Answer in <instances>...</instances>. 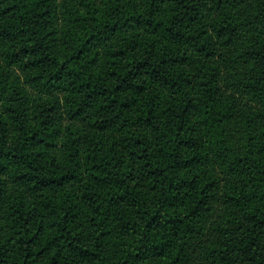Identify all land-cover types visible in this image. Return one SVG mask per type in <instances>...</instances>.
I'll use <instances>...</instances> for the list:
<instances>
[{
    "label": "trees",
    "instance_id": "obj_1",
    "mask_svg": "<svg viewBox=\"0 0 264 264\" xmlns=\"http://www.w3.org/2000/svg\"><path fill=\"white\" fill-rule=\"evenodd\" d=\"M0 264H264V0H0Z\"/></svg>",
    "mask_w": 264,
    "mask_h": 264
}]
</instances>
